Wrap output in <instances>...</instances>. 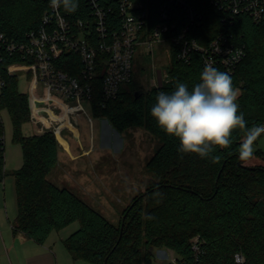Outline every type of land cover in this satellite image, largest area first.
<instances>
[{
	"label": "trees",
	"instance_id": "1",
	"mask_svg": "<svg viewBox=\"0 0 264 264\" xmlns=\"http://www.w3.org/2000/svg\"><path fill=\"white\" fill-rule=\"evenodd\" d=\"M194 2L204 14L202 26L193 32L201 44L208 45L226 34L234 45L245 49V58L233 71L223 66L219 69L240 89L239 112L248 127L264 124V25L249 14L224 23L222 19L229 16L209 0ZM77 3L75 12L62 8L63 13L73 18L83 16L86 0ZM49 5L45 0H0V32L15 40L25 39L28 32L39 27ZM171 60L169 80L162 86L132 90L133 77L117 98L106 104L102 73L94 82L91 105L95 117L106 119L119 131L145 128L161 141L148 163L157 181L132 202L119 226L75 192L50 180L62 147L51 132L24 133V126L31 121L29 98L20 91L19 78L7 75L0 106L11 113L14 140L21 144L24 154L23 166L15 171L19 205L15 233L23 232L44 244L54 231L79 222L80 228L65 243L75 260L92 264H157L154 249L176 254V261L168 264H264V165L248 166L238 158L243 133H233L231 148H217L212 155H219L220 161L212 163L211 157L182 156L179 140L167 135L150 114L158 92L170 93L177 82L191 90L200 82L204 68L200 52H194L192 60L185 63L173 49ZM61 69L80 75L82 63L75 54H68ZM5 150L3 124L0 183L7 175ZM257 155H264V151L258 150ZM237 254L244 257L243 263L237 262Z\"/></svg>",
	"mask_w": 264,
	"mask_h": 264
},
{
	"label": "built area",
	"instance_id": "2",
	"mask_svg": "<svg viewBox=\"0 0 264 264\" xmlns=\"http://www.w3.org/2000/svg\"><path fill=\"white\" fill-rule=\"evenodd\" d=\"M45 1L50 5L39 27L28 32L25 39L15 40L0 32V97L7 87V75L20 81L24 74L34 133L51 132L62 147L60 139H65V131L80 138L76 131L81 113L93 122L85 104L92 108L97 76H104L103 104L116 99L134 77L140 49L153 54L156 47L167 46L165 51L171 58L177 49V58L185 63L192 60L194 52H200L204 67L211 63L229 71L246 56L245 49L234 45L226 34L208 45L193 36L204 20L195 0H86V13L74 18L65 15L62 7L53 9L51 0ZM209 1L229 16L222 19L224 23L249 14L264 25V0ZM68 54L80 59V75L61 69ZM3 124L0 106V127ZM236 260L243 263L244 257L237 254Z\"/></svg>",
	"mask_w": 264,
	"mask_h": 264
},
{
	"label": "rangeland",
	"instance_id": "3",
	"mask_svg": "<svg viewBox=\"0 0 264 264\" xmlns=\"http://www.w3.org/2000/svg\"><path fill=\"white\" fill-rule=\"evenodd\" d=\"M166 49H168L167 46L165 49L156 47L153 54H149L145 49L139 50L140 57L134 62L132 90H148L154 86H162L169 80L172 60L168 51H165ZM21 76L20 91L27 93L28 83L24 78L25 75L21 73ZM85 107L93 122L86 114L81 113L79 115L80 140H77L69 131H65L64 137L70 142L73 152L88 151L95 145L96 153L92 157L80 159L77 164H72L71 159H67L64 164L57 165L49 178L57 186L75 192L113 224L119 226L124 218V212L132 202L146 193L152 183L157 181L154 174L150 172L148 163L161 146V141L145 128L133 127L119 131L106 119L95 117L90 105L86 103ZM2 116L7 175L0 183V201H9L10 206L13 201L16 206L18 194L15 171L23 166L24 154L21 144L14 140L11 113L4 109ZM23 129L26 135L34 134V127L31 123L25 125ZM254 148L253 157L244 161L245 164L248 166L264 165V155H257L258 150L264 151V135L259 143L254 145ZM79 228L80 223L74 222L52 234L51 242L58 240V248L64 249L68 255L67 261H63L62 264H92L83 260L75 261L64 245H60L62 242L60 239L68 238ZM153 252L157 264L176 261V254L167 249H154ZM2 261L0 260V264H3Z\"/></svg>",
	"mask_w": 264,
	"mask_h": 264
},
{
	"label": "clouds",
	"instance_id": "4",
	"mask_svg": "<svg viewBox=\"0 0 264 264\" xmlns=\"http://www.w3.org/2000/svg\"><path fill=\"white\" fill-rule=\"evenodd\" d=\"M51 7L75 12L78 3L77 0H51ZM199 80L191 90L187 84L177 82L170 93L158 92L151 116L167 135L179 140L178 152L182 156L196 154L219 163L220 156L212 153L217 148H231L233 133L240 130L243 139L238 147V158L250 160L255 143L264 135V124L248 127L244 114L239 112L240 89L233 86L227 72L207 63Z\"/></svg>",
	"mask_w": 264,
	"mask_h": 264
},
{
	"label": "crops",
	"instance_id": "5",
	"mask_svg": "<svg viewBox=\"0 0 264 264\" xmlns=\"http://www.w3.org/2000/svg\"><path fill=\"white\" fill-rule=\"evenodd\" d=\"M78 134L81 138L79 127ZM80 138H77V140H80ZM60 141L65 147L61 148L59 154V166L69 158L71 159L70 163L77 164L80 159L92 157L96 153L95 145H91L92 148L88 151L77 150L73 152L67 139L61 138ZM18 215V202L15 206L12 201L10 206L9 201H0V260H3V264L4 262L5 264H8V262L10 264H62L63 261H67L68 255L64 252V249L58 248V240L51 242L53 233L44 244L37 243L23 232L15 233L13 225ZM66 239H60L62 241L60 245L63 244L66 251L74 259L66 246Z\"/></svg>",
	"mask_w": 264,
	"mask_h": 264
},
{
	"label": "water",
	"instance_id": "6",
	"mask_svg": "<svg viewBox=\"0 0 264 264\" xmlns=\"http://www.w3.org/2000/svg\"><path fill=\"white\" fill-rule=\"evenodd\" d=\"M37 134H38V135H42V134H43V132H37Z\"/></svg>",
	"mask_w": 264,
	"mask_h": 264
}]
</instances>
